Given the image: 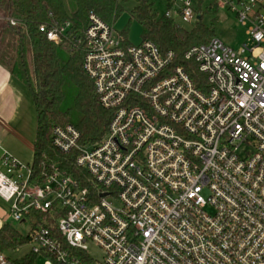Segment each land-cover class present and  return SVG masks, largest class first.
Instances as JSON below:
<instances>
[{
	"label": "built area",
	"instance_id": "obj_1",
	"mask_svg": "<svg viewBox=\"0 0 264 264\" xmlns=\"http://www.w3.org/2000/svg\"><path fill=\"white\" fill-rule=\"evenodd\" d=\"M216 2L237 14L249 40L238 51L216 38L190 48L184 57L198 82L174 66L173 52L152 41L126 46L114 26L89 16L79 40L83 67L113 117L92 147L71 125L51 135L56 150L74 155L86 185L58 167L34 184L30 164L7 151L0 158V198L12 204V220L40 216L28 237L33 257L264 264V0ZM171 8L187 25L196 20L194 0ZM71 27L40 31L57 43ZM90 244L100 261L89 256ZM8 253L0 250V264H26Z\"/></svg>",
	"mask_w": 264,
	"mask_h": 264
},
{
	"label": "trees",
	"instance_id": "obj_2",
	"mask_svg": "<svg viewBox=\"0 0 264 264\" xmlns=\"http://www.w3.org/2000/svg\"><path fill=\"white\" fill-rule=\"evenodd\" d=\"M173 1L169 0L170 8ZM137 3L133 14L143 25V41L155 42L163 53L173 52L175 67H184L196 82L203 79L195 64L186 61L184 55L194 46L208 44L212 29L198 23L187 30L173 17L159 19L150 0ZM120 8L118 0H0V65L27 88L37 114L35 157L31 165L34 184L43 183L58 167L86 185L74 155L56 150L51 135L55 127L71 125L81 133L82 145L91 147L106 135L113 111L100 104L95 85L83 67L84 48L79 40L91 14L113 26ZM11 20L17 21L15 27L10 25ZM66 22H71L72 27L57 43L40 31L42 26L51 28ZM120 37L124 45H131L124 33ZM28 240L9 224L0 227L1 251H18ZM33 259L27 258L26 264H33Z\"/></svg>",
	"mask_w": 264,
	"mask_h": 264
},
{
	"label": "rangeland",
	"instance_id": "obj_3",
	"mask_svg": "<svg viewBox=\"0 0 264 264\" xmlns=\"http://www.w3.org/2000/svg\"><path fill=\"white\" fill-rule=\"evenodd\" d=\"M150 1L153 3V12L159 19L164 18L167 13H170L171 15L174 13V9L169 6V0ZM118 2L121 7V13L113 25L116 35L118 34L120 36V34L124 33L129 43L137 46L142 43V35L144 32L142 23L137 20L133 14V10L138 4L137 0H118ZM235 3L237 5V1ZM194 4L197 14L196 20L192 24L187 25L173 14V19L178 25L187 30H191L198 23H201L203 26L212 29V39L216 38L217 40L222 41L235 51H238L244 44L248 43L249 37L247 35V27L241 24L237 14L233 12L230 7L221 8L218 6L216 0H194ZM4 47L5 46L2 48ZM27 57L29 63H31V54L28 53ZM15 79L19 82L18 77L15 76ZM23 89L27 91L25 93L28 95V98H30L28 90L24 87ZM34 110L36 111L35 105ZM11 205L12 204L4 202L0 198V224H9L20 235H22L23 238H28L35 230V224L37 221L36 217L32 215V217L28 218V220L23 223H15L11 218ZM89 248V256L96 261H100L103 257L102 251L92 244L89 245ZM8 254L13 260L22 262L27 258L33 257L32 244L26 242L18 249V251H10ZM33 258L35 264H44L42 258Z\"/></svg>",
	"mask_w": 264,
	"mask_h": 264
},
{
	"label": "crops",
	"instance_id": "obj_4",
	"mask_svg": "<svg viewBox=\"0 0 264 264\" xmlns=\"http://www.w3.org/2000/svg\"><path fill=\"white\" fill-rule=\"evenodd\" d=\"M22 86L27 90L9 69L0 65V158L7 151L22 163L32 165L37 114L29 91L30 98Z\"/></svg>",
	"mask_w": 264,
	"mask_h": 264
}]
</instances>
